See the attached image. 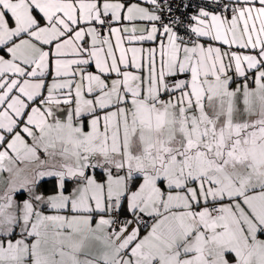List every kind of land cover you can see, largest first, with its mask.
<instances>
[{
	"label": "snow or ice",
	"instance_id": "snow-or-ice-1",
	"mask_svg": "<svg viewBox=\"0 0 264 264\" xmlns=\"http://www.w3.org/2000/svg\"><path fill=\"white\" fill-rule=\"evenodd\" d=\"M0 264H264V0H0Z\"/></svg>",
	"mask_w": 264,
	"mask_h": 264
}]
</instances>
